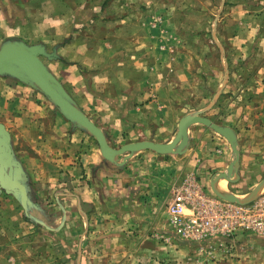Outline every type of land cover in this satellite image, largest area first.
<instances>
[{"label": "crops", "instance_id": "obj_1", "mask_svg": "<svg viewBox=\"0 0 264 264\" xmlns=\"http://www.w3.org/2000/svg\"><path fill=\"white\" fill-rule=\"evenodd\" d=\"M117 1L107 10L122 13ZM96 2L0 0V50L17 47L100 128L109 145L166 140L190 110L174 103L176 96L166 98L172 92L167 75L173 68L183 74L188 63L158 55L148 69L152 73L141 71L132 53L137 45L129 48L132 42L116 39L125 33L123 19L113 21L110 31L80 27L87 18L104 16ZM91 5L100 12H91ZM258 29L231 35L235 43H244ZM260 30L264 43V26ZM115 81H120L116 90ZM231 92L223 126L233 132L240 153V168L229 181L234 183L250 173L253 163L264 168L259 164L264 162V66L254 84ZM203 125L194 124L192 146H179L175 153L145 148L108 156L94 133L21 63L5 59L0 66V264H188L195 243L173 235L172 183L193 173L213 190L235 152L225 135ZM255 171L256 176L261 172ZM227 181L219 179L216 189L225 193Z\"/></svg>", "mask_w": 264, "mask_h": 264}, {"label": "rangeland", "instance_id": "obj_2", "mask_svg": "<svg viewBox=\"0 0 264 264\" xmlns=\"http://www.w3.org/2000/svg\"><path fill=\"white\" fill-rule=\"evenodd\" d=\"M113 2L114 0H97L96 4L101 6L100 11L104 16L87 18L85 25L80 27L88 29L96 26L100 32H104L108 26L110 31L113 21L118 24L121 21L117 19H123L126 24L125 33H118L116 39L125 43L132 42L129 48L137 45V49L135 48V52L132 53L136 54L135 60L140 61L138 65L141 71L144 69L152 73V67V71L148 69L152 65V58L156 62L158 55L172 58L174 61L179 58L188 63L186 72L179 75L173 68L166 80L172 90L167 92L169 97L166 98L171 101V95H174L176 96L173 98L174 103L190 109L189 112L182 114L180 120L186 114H198L213 118L221 126L226 125L224 116L228 110V100L233 96L231 90L238 91L242 87L254 84L260 67L264 66V43L260 30L264 26V1L121 0L117 1V5L122 13L107 10ZM91 8V12H100L93 10L92 5ZM237 27L238 30L233 29ZM255 28H259L256 37L252 35L247 42L243 43L238 39L235 43L232 33H239L240 30L254 31ZM142 44L143 47L140 49L139 46ZM162 46L165 47V51ZM153 66L157 69L155 65ZM130 67L126 68V72ZM114 68L116 71V67ZM117 69L119 72L118 66ZM224 72L227 81L222 83ZM147 83L148 87L145 88L149 89V83L152 88V81ZM117 86L120 87V81L113 82L115 90ZM152 96L154 99L155 94ZM205 107L207 109L204 110ZM179 124L180 121L169 136H165L166 140L156 138L152 141L171 142L177 135ZM194 124L203 125V123L189 125L187 148L192 146L191 130ZM182 149H185V146ZM240 162L239 160L238 169ZM259 164L264 166V162ZM250 168V173L246 174L242 181L236 179L234 183H229L228 180L227 191L224 194L231 192L244 197L249 193L248 185L257 184L264 179V168L260 169L258 162L253 163ZM257 169L261 171L258 176L255 174ZM248 239L244 253L237 261H240V264H264V238L250 235Z\"/></svg>", "mask_w": 264, "mask_h": 264}, {"label": "built area", "instance_id": "obj_3", "mask_svg": "<svg viewBox=\"0 0 264 264\" xmlns=\"http://www.w3.org/2000/svg\"><path fill=\"white\" fill-rule=\"evenodd\" d=\"M168 213L173 235L195 243L188 264L239 259L250 235L264 238V191L248 203L234 202L208 190L190 173L172 183ZM161 237L171 241L169 235Z\"/></svg>", "mask_w": 264, "mask_h": 264}, {"label": "water", "instance_id": "obj_4", "mask_svg": "<svg viewBox=\"0 0 264 264\" xmlns=\"http://www.w3.org/2000/svg\"><path fill=\"white\" fill-rule=\"evenodd\" d=\"M7 58H13L17 60L19 63L22 64V66L28 71V73L31 75V77L39 84L51 97L58 102L62 107L67 108L70 110L73 115L76 116V118L82 122L85 126H87L97 137V140L99 141L100 147L102 151L108 155V156H117L118 154H122L125 152H132L139 149H145L150 148L154 149L161 153H175L179 150L176 149L180 145L182 148H185L188 146L189 139H188V127L190 124L201 122L204 124H207L208 126H211L218 132H221L223 135H225L233 144L234 146V154L235 159L230 163L228 169L225 172L220 173V175L217 177V179L213 183V191L217 193L219 196L223 197L224 199L234 201V202H240V203H248L258 194L261 193V189L264 187V179L261 180L246 196L239 197L235 193H221L219 192L215 184L216 182L221 179L225 178L229 181H233L234 178L232 177L234 172H237V167L239 164L240 159V153L236 145V139L233 134V132L224 126H221L219 124H216L213 122L209 117L201 116L198 114H186L183 116V118L180 120L179 129L177 132L176 137L169 143H161V142H155L152 140H142V141H136L131 142L128 144H125L121 146L120 148H115L111 145H109L100 130L98 126H96L87 116H85L83 113H81L78 109H76L66 98H64L62 95H60L51 85L50 83L45 79V77L42 75V73L39 71V69L28 60L27 56L25 57L22 52L18 50L17 47L13 45H6L0 50V66L2 65L3 61ZM263 192V191H262Z\"/></svg>", "mask_w": 264, "mask_h": 264}, {"label": "bare ground", "instance_id": "obj_5", "mask_svg": "<svg viewBox=\"0 0 264 264\" xmlns=\"http://www.w3.org/2000/svg\"><path fill=\"white\" fill-rule=\"evenodd\" d=\"M223 191V190H222Z\"/></svg>", "mask_w": 264, "mask_h": 264}]
</instances>
